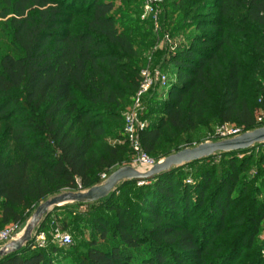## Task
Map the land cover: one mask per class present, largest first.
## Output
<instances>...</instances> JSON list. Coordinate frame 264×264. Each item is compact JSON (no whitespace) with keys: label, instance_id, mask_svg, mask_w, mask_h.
Wrapping results in <instances>:
<instances>
[{"label":"trees","instance_id":"obj_1","mask_svg":"<svg viewBox=\"0 0 264 264\" xmlns=\"http://www.w3.org/2000/svg\"><path fill=\"white\" fill-rule=\"evenodd\" d=\"M168 4L179 15L172 31L194 33L156 53L176 79L166 98L158 84L142 98L143 117L152 116L139 132L143 150L169 155L214 123L257 128L264 0ZM133 15L113 0H0V224L22 223L49 196L87 189L129 165L127 139L112 144L106 136L121 137V112L140 87L151 46L136 45L127 27ZM163 20L173 23L168 12ZM163 137L170 146L159 147ZM263 144L123 180L95 202L55 206L38 230H88V237L45 246L33 237L0 264H264ZM251 163L256 174L246 179Z\"/></svg>","mask_w":264,"mask_h":264},{"label":"rangeland","instance_id":"obj_2","mask_svg":"<svg viewBox=\"0 0 264 264\" xmlns=\"http://www.w3.org/2000/svg\"><path fill=\"white\" fill-rule=\"evenodd\" d=\"M115 6H121V7H130L131 8V12H133V21L129 22V25H127V27H129L131 29V31H133L135 34L134 39L136 42V45L141 44V43H146V45L148 46V44L150 43L151 46L147 47L148 49H146V51L143 53L144 56L146 57V61H144L145 63H143V66L141 68V70L143 68H147L151 73H153V83L150 87L153 88L156 84H158L157 86V93L160 95L161 99L166 98V94H167V90L169 88L170 83L174 82L176 79V75H175V68H173L171 66V64H168V68L166 70H163L159 68V60L157 63H155V57H156V53H160V56L162 53H164L166 50L169 51H173L175 49H178L180 46L186 44L188 42L187 40V36H191L194 31L193 28L190 26H184L183 30L181 31H172L173 30V24H175V21L178 19V14L177 13H173L171 14V10L172 7L170 6L169 0H164L162 3H160L158 6H153L152 9H147V0H133V1H129V0H113ZM165 12L169 13V18L172 17L173 18V23L172 25L168 24V21H164V15ZM138 43V44H137ZM246 64H250V62H246ZM161 72V75H165L168 85L167 87H163L161 85H159L158 82V77L156 74H158L156 71ZM155 72V73H154ZM248 72V70H247ZM246 74V72H245ZM160 75V74H159ZM160 75V76H161ZM248 78V77H247ZM246 83L248 84L249 81L246 79ZM263 83H264V77H263ZM246 84V85H247ZM149 89V90H150ZM143 102V100H142ZM134 103V98H130L129 99V103L123 107L122 109V119H123V124L120 125V129H117V133L119 134V136L121 137H114V136H106L107 141H109L112 144H118V143H122L125 141L126 136L124 133V116L125 114L131 110L132 106ZM144 104H141V109L138 111V115H139V120H141L142 122H144L146 125L149 123V121L152 119V116H149L147 119H145L143 117V113H144ZM257 116L260 114H263V118L262 121H264V108H261L260 110L257 111ZM257 122V119H256ZM258 124V122H257ZM117 125V123H116ZM235 126H239L236 125L235 123H214L211 125V128L209 130H203V128L197 129L195 131H193L192 133H190L191 137L193 138L192 141L184 143L182 145H180L178 150H181L183 148L186 147H194L197 146L200 143L203 142H207V141H217V140H223L226 138H223L221 136V134L219 133L221 128H234ZM241 127V126H240ZM258 127H264V126H258ZM123 128V129H122ZM195 138H199L200 141H197V139ZM216 138V140H215ZM169 139L167 137H163V139L161 140V144L159 147H168L169 145ZM258 149V148H256ZM260 149H262L260 147ZM160 149H158L155 153L153 154H149V156L155 161H160L162 158H164L165 156H161L162 154L159 151ZM176 152L173 148H172V153ZM130 156V163L129 165L134 166L138 169H141V167L136 163V156L130 152L129 153ZM256 165L251 163L249 165V167L246 169L245 171V178L246 179H251V177L256 174ZM142 170V169H141ZM264 177L262 176H258L257 181L259 183H261ZM191 178L188 177L187 182H190ZM243 180V179H241ZM80 190H86V189H80ZM65 191H74V190H63L62 192ZM77 191V190H76ZM59 194V193H57ZM54 194V195H57ZM52 195V196H54ZM49 196L48 198L52 197ZM47 198V199H48ZM72 206L73 209H75V207L73 205ZM99 206V204L94 205V207ZM34 211V209L32 210V212ZM32 212L28 215L27 219L25 221H23L22 223H10V224H5L2 225L0 224V230L6 229V228H14V231L12 232L10 239L7 242H3L0 240V247H2L4 244L8 243L9 241L17 238L18 236L21 235L28 219L30 218ZM64 233H69L71 234L69 231H64V230H60L57 228H54L52 230H38L37 228H35L33 230V236L37 235V234H43L44 236V245L45 246L49 239L52 238V240H55V242L57 244H60L59 242V238L61 234ZM72 235V234H71ZM89 235V231L87 230H83L81 231V234H77V235H72L73 240L77 239V240H83L86 239ZM258 245L261 246V250H262V254L264 255V219L262 221V227L261 230L258 234ZM64 253H61V256H63ZM60 256V257H61ZM59 257V258H60Z\"/></svg>","mask_w":264,"mask_h":264},{"label":"water","instance_id":"obj_3","mask_svg":"<svg viewBox=\"0 0 264 264\" xmlns=\"http://www.w3.org/2000/svg\"><path fill=\"white\" fill-rule=\"evenodd\" d=\"M263 142L264 127H257L232 138L207 141L191 148H183L155 162L148 170H141L131 165H125L111 172L101 183L93 185L86 190L65 191L54 195L36 206L21 235L0 247V256L9 252H15L29 243L34 237L32 234L33 230L37 228L45 215L55 206L72 202H95L109 195L116 188L117 184L123 180H145L172 167L200 160L217 152L248 149L256 143Z\"/></svg>","mask_w":264,"mask_h":264},{"label":"built area","instance_id":"obj_4","mask_svg":"<svg viewBox=\"0 0 264 264\" xmlns=\"http://www.w3.org/2000/svg\"><path fill=\"white\" fill-rule=\"evenodd\" d=\"M164 0H147V9H152L153 6H158L160 3H162ZM158 74V82L159 85L163 87H167L168 82L165 77V75H161V72L156 71ZM155 73V72H154ZM161 76H160V75ZM153 73H151L147 68H143L141 70V84L134 96V103L125 116H124V133L127 139V142L129 143L130 147L132 148L133 154L136 156V163L141 167L142 170H148L151 168L155 161L149 156L148 153H146L140 142L139 132L146 126L144 122L139 120L138 111L141 109L142 104V98L145 93H147L153 83ZM263 114H260L257 116V122L259 126H264V121H262ZM246 130L243 126H235L234 128L228 129V128H221L219 133L223 138H232L234 136L240 135ZM264 145V144H263ZM259 146H256L258 148ZM102 179L106 178V174L103 173L101 175ZM14 231V228H6L3 230H0V240L3 242H7L10 239V236L12 232ZM35 243H37L39 246L44 245V236L43 234H37L34 235ZM60 244L67 245L72 242L71 235L69 233H64L60 235L59 238Z\"/></svg>","mask_w":264,"mask_h":264}]
</instances>
